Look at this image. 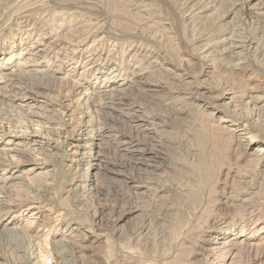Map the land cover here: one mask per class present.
Listing matches in <instances>:
<instances>
[{
    "label": "rangeland",
    "instance_id": "374dc122",
    "mask_svg": "<svg viewBox=\"0 0 264 264\" xmlns=\"http://www.w3.org/2000/svg\"><path fill=\"white\" fill-rule=\"evenodd\" d=\"M260 145L264 0H0V264H264Z\"/></svg>",
    "mask_w": 264,
    "mask_h": 264
},
{
    "label": "bare ground",
    "instance_id": "6f19581e",
    "mask_svg": "<svg viewBox=\"0 0 264 264\" xmlns=\"http://www.w3.org/2000/svg\"><path fill=\"white\" fill-rule=\"evenodd\" d=\"M240 134H245V131H244V129H242L241 131H240ZM86 140V139H85ZM251 143V142H250ZM248 144L247 145V149L249 148V147H252V144ZM260 146H262V148L260 149V150H257V152H258V156H262L263 154H262V152H263V150H264V145H260ZM75 147H78L77 145H75ZM245 148H246V145H245ZM225 237L226 236H224V237H221V238H219V237H213L210 241H209V247L210 248H212V249H221L222 247H226L227 245H229L230 244V242H231V240L232 239H225ZM239 244V243H238ZM242 244V243H241ZM244 244V246H249V247H253V245H249V244H247V243H243ZM243 246V245H242ZM58 260V259H57ZM63 262V261H62ZM66 262V261H65ZM253 263V261L252 260H249L248 261V264H252ZM66 264V263H65Z\"/></svg>",
    "mask_w": 264,
    "mask_h": 264
}]
</instances>
